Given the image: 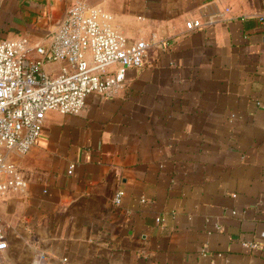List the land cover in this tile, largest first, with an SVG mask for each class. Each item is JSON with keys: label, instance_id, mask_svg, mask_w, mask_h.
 Listing matches in <instances>:
<instances>
[{"label": "crops", "instance_id": "obj_1", "mask_svg": "<svg viewBox=\"0 0 264 264\" xmlns=\"http://www.w3.org/2000/svg\"><path fill=\"white\" fill-rule=\"evenodd\" d=\"M73 1L0 0V37L46 42ZM79 1L155 43L11 152L27 188L0 199V264H264V0Z\"/></svg>", "mask_w": 264, "mask_h": 264}, {"label": "built area", "instance_id": "obj_2", "mask_svg": "<svg viewBox=\"0 0 264 264\" xmlns=\"http://www.w3.org/2000/svg\"><path fill=\"white\" fill-rule=\"evenodd\" d=\"M258 18L264 25V11ZM200 25L197 19L185 23L187 30ZM154 43L153 36L148 41L129 42L79 0L69 5L46 42L31 43L24 36L0 37V199L7 193L26 190L27 180L10 155H24L30 150L46 114H78L92 93L115 96L124 85L126 69L142 66L148 47ZM50 63H59V70L46 71L44 66ZM73 167L70 164L67 173L71 174ZM120 195L118 191L116 203ZM242 245L257 246L255 242ZM6 247L0 223V250Z\"/></svg>", "mask_w": 264, "mask_h": 264}, {"label": "water", "instance_id": "obj_3", "mask_svg": "<svg viewBox=\"0 0 264 264\" xmlns=\"http://www.w3.org/2000/svg\"><path fill=\"white\" fill-rule=\"evenodd\" d=\"M35 76H36V78H38L39 77V74H36Z\"/></svg>", "mask_w": 264, "mask_h": 264}]
</instances>
